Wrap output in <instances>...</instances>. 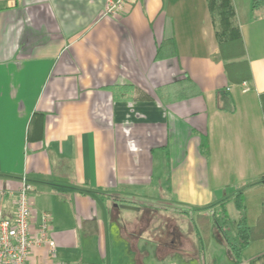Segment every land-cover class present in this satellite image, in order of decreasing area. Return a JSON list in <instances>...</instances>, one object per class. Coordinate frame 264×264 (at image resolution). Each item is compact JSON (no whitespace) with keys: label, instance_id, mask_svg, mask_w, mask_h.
<instances>
[{"label":"crops","instance_id":"obj_1","mask_svg":"<svg viewBox=\"0 0 264 264\" xmlns=\"http://www.w3.org/2000/svg\"><path fill=\"white\" fill-rule=\"evenodd\" d=\"M107 1L0 0V219L27 176L57 242L34 264H233L215 226L200 250L197 215L261 184L264 0H233L248 89L208 0Z\"/></svg>","mask_w":264,"mask_h":264},{"label":"trees","instance_id":"obj_2","mask_svg":"<svg viewBox=\"0 0 264 264\" xmlns=\"http://www.w3.org/2000/svg\"><path fill=\"white\" fill-rule=\"evenodd\" d=\"M214 15L219 53L216 59L225 62L230 81L241 84L251 79L249 62L245 57V42L236 22V9L233 0H208ZM201 149L209 155L210 144L207 135L202 136ZM261 184L239 191L233 201L238 216L232 217L227 202L219 205L210 215L198 214L199 248L211 240L215 226L228 245L233 264H264V172L260 175Z\"/></svg>","mask_w":264,"mask_h":264},{"label":"built area","instance_id":"obj_3","mask_svg":"<svg viewBox=\"0 0 264 264\" xmlns=\"http://www.w3.org/2000/svg\"><path fill=\"white\" fill-rule=\"evenodd\" d=\"M133 0H108L105 7L107 15L119 17L131 7ZM248 89L246 82L243 83ZM33 183L27 176L17 192L16 211L12 217L0 219V264H34L32 251L36 246H45L49 254L57 250V242L53 238L52 215L43 211L37 228L33 229V211L30 194L34 190ZM46 264H69L53 261Z\"/></svg>","mask_w":264,"mask_h":264},{"label":"rangeland","instance_id":"obj_4","mask_svg":"<svg viewBox=\"0 0 264 264\" xmlns=\"http://www.w3.org/2000/svg\"><path fill=\"white\" fill-rule=\"evenodd\" d=\"M230 213H231V215H234L236 213V209L235 208H231L230 209ZM214 235H215V237H219L221 239V241H214L215 245H217L218 247L221 246L222 243H225L224 245H226V242L223 240V237H222V235L220 234V232L218 231L217 228L215 229Z\"/></svg>","mask_w":264,"mask_h":264},{"label":"water","instance_id":"obj_5","mask_svg":"<svg viewBox=\"0 0 264 264\" xmlns=\"http://www.w3.org/2000/svg\"><path fill=\"white\" fill-rule=\"evenodd\" d=\"M118 205V204H116ZM121 207L124 208H129V209H138V207L132 206V205H127V204H120Z\"/></svg>","mask_w":264,"mask_h":264}]
</instances>
